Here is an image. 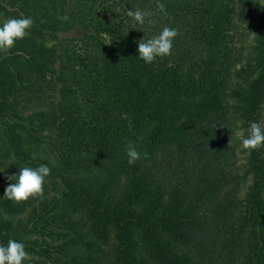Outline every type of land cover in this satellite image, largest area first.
Listing matches in <instances>:
<instances>
[{"label": "trees", "instance_id": "1", "mask_svg": "<svg viewBox=\"0 0 264 264\" xmlns=\"http://www.w3.org/2000/svg\"><path fill=\"white\" fill-rule=\"evenodd\" d=\"M259 3L0 0V12L33 19L0 55L8 165L46 164L60 188L0 198V242L38 255L24 264H264V147L246 150L244 163L239 151L264 116ZM137 7L154 13L145 35L126 15ZM163 26L178 30L171 54L145 64L136 42ZM22 93H49L54 106L23 116ZM24 133L53 160L33 157ZM129 145L140 153L131 165Z\"/></svg>", "mask_w": 264, "mask_h": 264}, {"label": "clouds", "instance_id": "2", "mask_svg": "<svg viewBox=\"0 0 264 264\" xmlns=\"http://www.w3.org/2000/svg\"><path fill=\"white\" fill-rule=\"evenodd\" d=\"M159 11L165 12L163 4L159 5ZM126 15L129 18L130 28L141 30L145 35V25L151 24L149 18L154 13L137 7L128 9ZM32 25L33 19L30 16L12 17L0 22V52L11 49L17 40L24 39ZM177 35L176 28L163 26L158 33L151 35L148 39H144L143 36L136 42V56L145 64H151L158 57L170 55L173 40ZM241 147L249 151L264 147V127L260 123L253 121L249 124L247 135L241 139ZM126 155L130 165L140 159V153L132 145L126 148ZM50 172L51 169L46 164L21 167L10 175L5 173V169L0 168V173H4L10 181L0 198L18 203L30 197L43 195L45 178L50 175ZM27 259L28 253L22 242L11 238L6 242H0V264H24Z\"/></svg>", "mask_w": 264, "mask_h": 264}, {"label": "rangeland", "instance_id": "3", "mask_svg": "<svg viewBox=\"0 0 264 264\" xmlns=\"http://www.w3.org/2000/svg\"><path fill=\"white\" fill-rule=\"evenodd\" d=\"M259 7L256 12V20H262V16L264 14V0H259ZM13 16H8L3 12H0V22H4L9 18H12ZM255 41H254V36L253 33H249V35L244 37V40L242 41V50L240 54V62L238 63V67L242 68L244 65H246V55L249 53L250 49L254 47ZM10 51L7 50L5 52H0V55L2 54H7ZM237 67V68H238ZM239 68V69H240ZM55 97L51 94H37V95H31L28 93H22L19 96V106L18 110L23 116H28L31 115L32 113L39 112V111H45V110H50L54 106L55 102ZM262 126L264 127V116H262L261 119ZM49 133L48 131H44L43 134ZM2 132H0V168L5 169V173L7 174H13L17 172L18 170L11 169V167L8 165L9 163L13 162L16 158L13 156V154L8 151L7 145L3 142L1 139ZM43 140H45V137H42ZM24 140H25V146L28 150V152L33 156L37 158H42V159H48V160H53V155L50 152L48 145L46 142L42 141H35L33 137H31L28 133H24ZM240 151V161L243 163L245 162V157L247 155L246 150L241 147H239ZM45 186L47 189L46 196L52 197L54 195H59L60 193V188L58 186H55L51 179L45 178ZM10 183V181L7 180L6 175L3 174L2 177H0V194L3 193L4 188L6 185ZM250 184V180H247L243 184V192L245 193L248 185ZM27 214L23 215L26 216ZM29 256L35 255L38 257V255L34 253H28Z\"/></svg>", "mask_w": 264, "mask_h": 264}]
</instances>
